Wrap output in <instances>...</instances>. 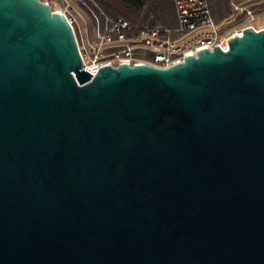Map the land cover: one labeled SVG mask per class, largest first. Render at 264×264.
<instances>
[{"label":"water","instance_id":"obj_1","mask_svg":"<svg viewBox=\"0 0 264 264\" xmlns=\"http://www.w3.org/2000/svg\"><path fill=\"white\" fill-rule=\"evenodd\" d=\"M84 68L41 0H0V264H264V28Z\"/></svg>","mask_w":264,"mask_h":264},{"label":"built area","instance_id":"obj_2","mask_svg":"<svg viewBox=\"0 0 264 264\" xmlns=\"http://www.w3.org/2000/svg\"><path fill=\"white\" fill-rule=\"evenodd\" d=\"M52 11L61 12L72 26L84 68L96 74L101 66L150 63L168 67L197 55L202 48L213 50L219 45L230 49L229 40L243 35L246 27L264 28L253 9L244 0H229L232 14L219 22L213 15L210 0H173L177 25L163 26L151 18L145 24H134L122 16H112L97 0H41ZM244 16L240 26L232 23Z\"/></svg>","mask_w":264,"mask_h":264},{"label":"trees","instance_id":"obj_3","mask_svg":"<svg viewBox=\"0 0 264 264\" xmlns=\"http://www.w3.org/2000/svg\"><path fill=\"white\" fill-rule=\"evenodd\" d=\"M210 3L215 18L220 19L229 11V0H210ZM151 15L163 26L177 25L173 0H133V18L122 17L134 24L143 25L152 18Z\"/></svg>","mask_w":264,"mask_h":264},{"label":"crops","instance_id":"obj_4","mask_svg":"<svg viewBox=\"0 0 264 264\" xmlns=\"http://www.w3.org/2000/svg\"><path fill=\"white\" fill-rule=\"evenodd\" d=\"M97 2L112 16L133 18V0H97Z\"/></svg>","mask_w":264,"mask_h":264},{"label":"rangeland","instance_id":"obj_5","mask_svg":"<svg viewBox=\"0 0 264 264\" xmlns=\"http://www.w3.org/2000/svg\"><path fill=\"white\" fill-rule=\"evenodd\" d=\"M243 3L249 8L253 9V11L257 16L258 23L260 25H264V0H244ZM228 9L229 11L225 16H223L220 19L216 18V20L222 22L224 21L225 18L230 16L232 14V9L230 5H228ZM153 16L154 15H151L152 18H154ZM243 17L244 16L238 15L237 20H234L232 23L233 27L240 26L243 23V19H244Z\"/></svg>","mask_w":264,"mask_h":264}]
</instances>
